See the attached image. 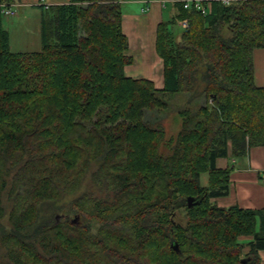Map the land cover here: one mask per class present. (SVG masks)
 <instances>
[{"label": "trees", "instance_id": "trees-1", "mask_svg": "<svg viewBox=\"0 0 264 264\" xmlns=\"http://www.w3.org/2000/svg\"><path fill=\"white\" fill-rule=\"evenodd\" d=\"M16 1L0 0V217L3 194L12 204L0 264H262L259 211L212 199L231 183L232 168L217 159L264 146L253 57L264 47V0L213 1L206 14L178 1L177 16L158 27L163 89L125 73L134 58L122 0L43 10L36 51L11 49L2 9ZM183 19L177 40L170 24ZM173 94L187 102L165 141L145 112L167 110ZM89 172L100 192L73 199L77 220L38 223L42 206L75 193Z\"/></svg>", "mask_w": 264, "mask_h": 264}, {"label": "crops", "instance_id": "crops-1", "mask_svg": "<svg viewBox=\"0 0 264 264\" xmlns=\"http://www.w3.org/2000/svg\"><path fill=\"white\" fill-rule=\"evenodd\" d=\"M178 1L182 0H122L123 30L129 39V54L134 58V62L125 67L127 76L145 77L154 81L157 88H164V59L157 49L158 27L160 23L169 22L177 16ZM206 1L210 6L213 1L223 2ZM67 2L69 0H45L44 4L52 6ZM44 4L40 0H18L16 11L28 13L31 10H45L47 8ZM183 20L175 24L184 31L186 28ZM170 28L175 34L174 23L170 24ZM180 38L181 36H176L177 40ZM253 57L255 82L258 86H264V47L257 48ZM217 166L232 168L231 183L227 195L214 197L212 200L221 207L239 205L258 210L260 215L257 229L264 234V146H252L244 157H234L231 154L220 157L217 159ZM250 239L252 236L246 241ZM249 250L250 246H246L245 252ZM259 253L264 264V249Z\"/></svg>", "mask_w": 264, "mask_h": 264}, {"label": "rangeland", "instance_id": "rangeland-1", "mask_svg": "<svg viewBox=\"0 0 264 264\" xmlns=\"http://www.w3.org/2000/svg\"><path fill=\"white\" fill-rule=\"evenodd\" d=\"M9 5L14 9H16L18 6L17 1ZM42 12L43 10L41 9L31 10L28 13L17 11L15 15L4 16V24L11 34V49L13 51H36L41 49V28L43 17ZM182 31L183 29L178 24H174V32L176 36H181ZM181 96L182 94L170 95L168 97L170 104L167 110L149 109L145 112V119H147L153 126L165 129V141H168V139L170 138L176 137L182 127V117L180 116L179 109H181L186 104L187 96ZM204 101V98L201 99V102ZM161 152L163 154L171 153L170 148L167 147L166 143L161 145ZM200 180L203 185L208 184V173H203ZM84 192H100L98 186H96V184H94L92 181L91 172L86 174L83 183L81 184L79 189L75 191V193H65L59 200L44 204L41 208L38 223L51 218H76V215L71 211V203L73 202V199ZM2 198L3 204L1 205L4 209V213H2V216L0 217V263H2L6 259V246H8V244L10 243H5L2 239V235L4 231L12 230V224L9 219V213L12 204L8 200L6 194H3ZM176 219L177 221L182 223L186 222L184 213H178ZM34 229L35 227H32L30 232L31 234ZM248 238L249 236H243L241 237V240L246 241V239Z\"/></svg>", "mask_w": 264, "mask_h": 264}, {"label": "built area", "instance_id": "built-area-1", "mask_svg": "<svg viewBox=\"0 0 264 264\" xmlns=\"http://www.w3.org/2000/svg\"><path fill=\"white\" fill-rule=\"evenodd\" d=\"M40 2H42L44 4L45 0H40ZM184 7L187 9L190 8H195L200 10L203 13H208L210 10V5L209 3H207L206 0H182ZM223 3L225 4H230L231 1L230 0H223ZM46 8H49L50 5L48 4H44ZM2 12L5 13L6 15H15L16 14V9H14L13 7H11L10 5L4 4L3 5V9ZM184 28H188L189 27V22L188 20H183L182 21Z\"/></svg>", "mask_w": 264, "mask_h": 264}, {"label": "water", "instance_id": "water-1", "mask_svg": "<svg viewBox=\"0 0 264 264\" xmlns=\"http://www.w3.org/2000/svg\"><path fill=\"white\" fill-rule=\"evenodd\" d=\"M193 203H194V198H189V206H193ZM78 217L75 218L74 221L77 220ZM175 248L178 249V244L175 245Z\"/></svg>", "mask_w": 264, "mask_h": 264}]
</instances>
